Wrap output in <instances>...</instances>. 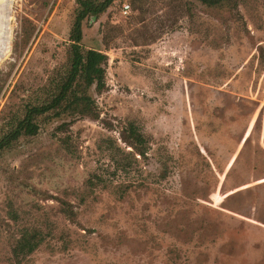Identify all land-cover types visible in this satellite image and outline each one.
Wrapping results in <instances>:
<instances>
[{"label":"rangeland","instance_id":"obj_1","mask_svg":"<svg viewBox=\"0 0 264 264\" xmlns=\"http://www.w3.org/2000/svg\"><path fill=\"white\" fill-rule=\"evenodd\" d=\"M76 7L0 0V137L68 66ZM83 30L109 57L100 117L0 153V264H264V0H114ZM126 121L150 150L125 174L98 145ZM24 229L45 240L18 260Z\"/></svg>","mask_w":264,"mask_h":264},{"label":"trees","instance_id":"obj_2","mask_svg":"<svg viewBox=\"0 0 264 264\" xmlns=\"http://www.w3.org/2000/svg\"><path fill=\"white\" fill-rule=\"evenodd\" d=\"M208 6L228 0H199ZM114 0H77L71 26L68 47V66L57 69L43 88L42 97L34 104H27L21 117L12 128L0 137V153L10 148L22 136H35L46 119L56 118L62 123L57 127L62 133L70 131L72 124L81 118L97 120L100 117L94 92L101 94L106 88L108 55L97 48H87L83 44L85 20L99 18L112 5ZM110 130H116L112 122L104 123ZM122 146L117 138H102L98 145L100 151L108 153L115 171H133V159L137 156L147 158L150 150L149 138L135 121H126L118 126ZM64 147L71 151L69 139L61 138ZM110 166V164H108ZM108 166H103L90 178L91 184L107 187L113 182ZM108 173V175H107ZM166 173L162 174L164 177ZM67 211V210H65ZM73 211L68 214L73 215ZM45 238L41 230L24 229L13 248L16 259L30 255L37 250Z\"/></svg>","mask_w":264,"mask_h":264},{"label":"built area","instance_id":"obj_3","mask_svg":"<svg viewBox=\"0 0 264 264\" xmlns=\"http://www.w3.org/2000/svg\"><path fill=\"white\" fill-rule=\"evenodd\" d=\"M129 11H130V4H129V3L123 4L122 12H123L124 14H128Z\"/></svg>","mask_w":264,"mask_h":264}]
</instances>
